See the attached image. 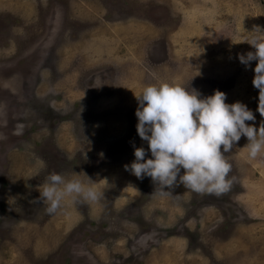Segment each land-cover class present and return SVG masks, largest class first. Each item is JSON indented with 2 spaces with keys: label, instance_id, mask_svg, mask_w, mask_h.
Masks as SVG:
<instances>
[{
  "label": "rangeland",
  "instance_id": "374dc122",
  "mask_svg": "<svg viewBox=\"0 0 264 264\" xmlns=\"http://www.w3.org/2000/svg\"><path fill=\"white\" fill-rule=\"evenodd\" d=\"M257 26L264 0H0V264H264V159L246 137L220 195L160 194L125 170L133 144L150 158L134 115L147 84L223 91L264 125L256 62L237 59ZM52 172L102 195L46 214Z\"/></svg>",
  "mask_w": 264,
  "mask_h": 264
},
{
  "label": "clouds",
  "instance_id": "9594fccd",
  "mask_svg": "<svg viewBox=\"0 0 264 264\" xmlns=\"http://www.w3.org/2000/svg\"><path fill=\"white\" fill-rule=\"evenodd\" d=\"M244 41L254 51L238 53L237 59L246 69L256 62L252 85L258 89L256 110L264 116V30L257 26ZM134 96L136 132L147 143L150 158L143 146L133 144L134 160L125 170L137 179L149 177L160 194L178 183L196 193L220 195L228 191L235 177L229 176L231 164L225 153L242 135L247 139L243 147L246 158L264 159V125L255 128L246 124L255 119L252 110L240 101L227 103L223 91L202 96L193 88L161 81L145 85ZM23 130L24 124L18 123L14 134L22 135ZM101 195L94 184L52 172L39 189L38 199L45 213L52 215L66 198L95 202Z\"/></svg>",
  "mask_w": 264,
  "mask_h": 264
}]
</instances>
